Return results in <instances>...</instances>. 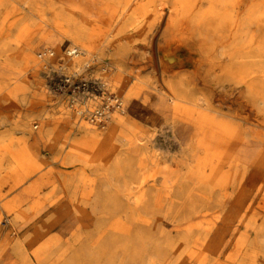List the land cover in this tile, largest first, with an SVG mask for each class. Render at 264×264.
Listing matches in <instances>:
<instances>
[{"label": "rangeland", "instance_id": "obj_1", "mask_svg": "<svg viewBox=\"0 0 264 264\" xmlns=\"http://www.w3.org/2000/svg\"><path fill=\"white\" fill-rule=\"evenodd\" d=\"M76 1L4 0L0 6V46L9 41L7 55L0 56V68L12 58L8 71L18 72L7 77L10 87L0 90V207L6 209L0 208V264H40L33 250L46 243L51 246L44 264H172L186 253L194 264L212 259L213 246L207 237H212V229L228 206L210 205L198 194L190 196L191 185L184 178L196 164L197 155L189 150L187 139L162 123L160 112L170 105V99L157 54L171 40L166 35L168 20L150 21L141 30L129 27L114 42L118 28L114 20L119 16L100 14L95 29L91 27L93 39L87 43L91 53L80 65L67 66L61 58L51 63L53 56L42 61L39 54L44 51L50 50L57 57L56 48L46 45L50 35L56 36L67 61L75 58L68 56L69 48H78L80 54V46L51 25L59 11L74 10ZM85 1L78 0L82 8ZM169 2L164 12L171 9ZM117 9L122 10V6ZM5 16L7 20L2 22ZM22 26L28 33L24 41L17 39ZM21 49L33 55L35 63L26 66L16 60L17 55L22 58L17 52ZM178 56L184 59L188 51L182 49ZM123 59L125 63L136 62L135 68L146 64L141 76L151 83L139 98L129 101L109 82V89L105 88L104 78L111 79L116 72L113 64ZM18 84L24 86L22 93L6 99L8 91ZM216 94L228 96L226 105L238 110L236 92L229 86ZM116 100L125 108L122 117L136 137L134 141L117 139L125 162L111 158L108 165L100 155L103 162L89 163L92 151L101 148L89 138L104 137L112 122L105 117L120 112L114 107ZM98 110H104V117L95 122L91 116ZM48 123L54 129L51 138L35 142L42 124L47 128ZM23 147H28L35 164L16 165L13 156ZM4 149H9L10 156ZM34 169L27 180L18 183L24 172ZM262 221L259 218L258 224ZM238 230L235 237L227 238L218 257L225 264H264L262 249L255 263L249 261L255 232H247L243 226ZM241 237L243 243L237 245ZM17 243L29 254L26 263L15 252Z\"/></svg>", "mask_w": 264, "mask_h": 264}, {"label": "bare ground", "instance_id": "obj_2", "mask_svg": "<svg viewBox=\"0 0 264 264\" xmlns=\"http://www.w3.org/2000/svg\"><path fill=\"white\" fill-rule=\"evenodd\" d=\"M76 2L74 10L59 11L51 25L62 36L79 45L80 54L72 61H67L59 49V42H55L56 36L50 35L46 38L49 40L46 45L55 47L57 56L53 55L49 60L51 63L61 58L67 66L76 67L87 59V53H91L87 43L94 36L91 27L94 28L100 14L114 13L119 16L117 21L114 20L118 25L114 42L119 41L129 27L141 30L150 21L168 20L166 35L171 40L165 48H159L157 54L158 68L162 77L166 76L164 88L170 99V105L160 112L162 123L172 127L181 139H187L189 150L197 155L196 164L189 168L184 178L191 185L190 196L198 194L210 205L228 206L222 219L212 229V237H207L211 239L214 257L198 264H225L218 257L220 250L227 244L229 236L235 237L241 226L247 232L254 231L256 234L249 260L255 263L258 250H264V0H160L157 5L156 0H86L84 8L78 0ZM168 2L172 7L164 12ZM3 3L4 0H0V6ZM155 5L156 9H152ZM117 6H122V10H118ZM95 9L98 11L94 12ZM78 14L81 15L79 19L75 18ZM6 18L3 17L1 21L5 22ZM25 32L26 27L22 26L17 39L24 41L25 34H28ZM8 43L4 41L0 46V56L7 55ZM182 49L188 51V57L184 59L178 56ZM17 52L22 54V58L17 55L16 60L25 62L26 66L35 63V57L26 49ZM11 60L6 59L0 68V90L10 87L8 76L18 75L17 71H8L7 65ZM115 64V75L109 80L104 78L105 88L109 89L110 84L124 93L127 101L139 98L150 88L151 83L141 76V71L147 69L146 64L143 68L139 65L135 68L136 62L128 60L125 63L124 59ZM154 72L151 74L154 75ZM200 84L204 87L200 88ZM226 86L236 92V101L239 103L237 111L226 105L228 96L216 94L217 90ZM23 87L21 84L16 85L5 98L17 97ZM125 112V108H121L120 112L106 114V121L111 119L112 124L104 137L99 139L95 135L90 136L89 139L99 143L101 148L92 151L89 163L103 162L100 155L106 158L108 165L111 158H116L117 163L125 162L120 156L121 147L117 139L136 137L122 117ZM108 116L110 119H107ZM42 125L43 129L36 134L35 142L49 140L54 132L49 123L47 128L46 124ZM34 128L38 129L39 126ZM4 150L10 156L9 149ZM13 157L16 165L35 164L28 147H23ZM33 171L35 169L24 172L17 179L18 183L27 180ZM94 207L97 209L96 205ZM0 208L6 210L5 207ZM259 218L263 220L260 225ZM242 241L243 237L237 241V245ZM50 246L46 243L33 250L40 264L46 262ZM15 252L25 263L28 261L29 254L22 244L17 243ZM172 264L194 263L190 254L186 253L178 255Z\"/></svg>", "mask_w": 264, "mask_h": 264}, {"label": "built area", "instance_id": "obj_3", "mask_svg": "<svg viewBox=\"0 0 264 264\" xmlns=\"http://www.w3.org/2000/svg\"><path fill=\"white\" fill-rule=\"evenodd\" d=\"M68 56L69 57H77L78 55H79V49L78 48H75V47H73V48H70L69 50H68ZM54 55V53L52 52V51H50V50H48V51H44V52H41L40 54H39V58L42 60V61H45L47 58H50V57H52ZM116 103H115V105H114V107H116L117 109H120L121 110V103L119 102V100H116L115 101ZM109 107H110V104L109 105H106L105 106V110L106 109H109ZM92 118V120L93 121H101L102 120V118L104 117V110L102 111V110H98V111H96V112H94L93 114H92V116H91Z\"/></svg>", "mask_w": 264, "mask_h": 264}]
</instances>
